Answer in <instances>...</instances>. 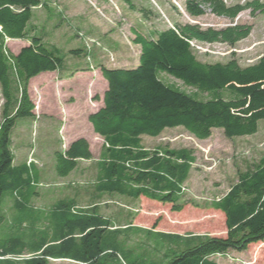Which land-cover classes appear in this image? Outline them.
Segmentation results:
<instances>
[{"label": "trees", "instance_id": "1", "mask_svg": "<svg viewBox=\"0 0 264 264\" xmlns=\"http://www.w3.org/2000/svg\"><path fill=\"white\" fill-rule=\"evenodd\" d=\"M122 1L134 8L131 0ZM40 5L41 0H0V86L4 98L0 119V227L5 219V200L11 198L15 209H24L37 195V165L15 164L11 150L17 121L35 115L30 81L41 73L55 72L63 62L59 52L41 37H30V44L17 54L8 48V39L29 36L27 26L33 9ZM207 9L218 17L235 20L246 10L264 15V1L228 5L225 0H185V10L191 17L203 16ZM252 30L250 24L203 29L198 24L176 22L156 32L155 37L136 32L134 43L141 48L137 67H100L108 83L104 105L88 117L95 133L104 139L95 185L99 194L147 197L181 211L185 183L196 162L194 152L167 146L146 149L142 136L158 137L176 127H183L200 140L210 138L214 129H222L228 138L258 132L264 120V56L248 66H242L235 57L227 62H203L193 44L236 46ZM161 74L180 80L196 93L166 83ZM199 93L209 98H200ZM91 158L88 140L79 138L56 152V172L68 176L79 160ZM213 207L225 215L224 237L181 235L132 225L119 228L97 208L80 210L77 205L60 203L51 220L47 219L53 225L52 233L30 241L24 236L9 238L0 246V264H51L57 259L81 264H218L217 255L244 252L250 245L264 242V153L251 169L239 173L237 182L214 201ZM132 233L147 234L162 247L161 252L132 248L128 243Z\"/></svg>", "mask_w": 264, "mask_h": 264}, {"label": "rangeland", "instance_id": "2", "mask_svg": "<svg viewBox=\"0 0 264 264\" xmlns=\"http://www.w3.org/2000/svg\"><path fill=\"white\" fill-rule=\"evenodd\" d=\"M41 1L42 5L33 9L27 26L29 36L8 39V48L16 54L21 44H30V37H41L48 47L59 52L63 62L53 75L41 73L31 79L29 91L35 103V115L19 119L13 128L11 150L15 164L35 163L40 177L37 195L32 196L27 207L15 209L13 199L4 201L0 246L11 237L24 236L30 241L49 236L53 225L47 219L51 220L60 203L77 205L80 210L97 208L119 228L132 225L181 235L226 236L225 215L215 209L213 203L237 182L240 172L251 169L260 160L264 153V120L260 121L256 134L244 137L228 138L222 129H214L210 138L200 140L183 127L168 128L158 137L143 135L142 145L146 149L187 148L196 156L190 178L185 183L181 201L184 207L181 211H173L170 203L147 197L134 199L96 191L104 139L95 134L88 116L103 104L105 87L95 82L101 75L100 67L129 69L139 65L141 48L134 43L136 32L151 38L176 22L198 24L203 29L250 24L253 26L250 36L236 46L193 43L203 62H227L235 57L242 66H248L264 56V15H252L246 10L231 20L207 9L205 15L191 17L185 10V0H131L134 8L122 0ZM225 1L232 5L251 0ZM77 49L83 51L70 53ZM83 67L87 68L81 70ZM84 76L93 79L90 98L85 96ZM161 78L188 93L197 91L167 74H161ZM198 95L209 98L208 94ZM3 102L0 86V119ZM78 135L87 138L92 158L79 160L76 169L62 177L55 169V154L66 149L70 138ZM128 243L138 250L148 248L150 253H159V247L162 249L145 233H132ZM215 260L218 264H264V242L250 245L245 252L215 256ZM51 264L81 263L57 259L51 260Z\"/></svg>", "mask_w": 264, "mask_h": 264}, {"label": "crops", "instance_id": "3", "mask_svg": "<svg viewBox=\"0 0 264 264\" xmlns=\"http://www.w3.org/2000/svg\"><path fill=\"white\" fill-rule=\"evenodd\" d=\"M27 45H29V44H21L20 45V47L18 48V50L16 51V54L17 53H19V51L21 50V48L22 47H24V46H27ZM88 67V66H87ZM87 67H83V68H80L81 70H84L85 68H87ZM84 72V71H83ZM47 75H53V73L52 72H45ZM84 73H87V72H84ZM92 73V72H91ZM102 75V74H101ZM101 75H99V76H97L96 77V79H95V82H98V83H100V84H103V86L105 87V91L107 90V88H108V83H107V81H105V80H103V78H102V76ZM92 82H93V79L90 77V76H84L83 77V85H84V89H85V91H86V93H85V96L86 97H89L90 98V96H91V93H92V89H93V84H92ZM79 93V92H78ZM104 96V95H103ZM103 96H102V103H103ZM87 105V107H91L90 106V104L89 103H87L86 104ZM103 105H104V103L102 104V106L101 107H103ZM100 107V108H101ZM99 108V109H100ZM98 109V110H99ZM98 110H96V111H98ZM96 111H94V112H96ZM94 112H90V114H92V113H94ZM89 114V115H90ZM89 117V116H88ZM91 127H92V125H91ZM93 128V127H92ZM96 135H99V134H97V133H95ZM81 135H78V136H75V137H73V138H70V140H69V142H68V146H67V148L69 147V145L73 142V141H75V140H77V139H79V138H86V137H84V136H81ZM100 136V135H99ZM101 137V136H100ZM87 139V138H86ZM24 163V162H23ZM39 170V169H38ZM245 252V251H244ZM239 253V252H238ZM241 253V252H240Z\"/></svg>", "mask_w": 264, "mask_h": 264}, {"label": "built area", "instance_id": "4", "mask_svg": "<svg viewBox=\"0 0 264 264\" xmlns=\"http://www.w3.org/2000/svg\"><path fill=\"white\" fill-rule=\"evenodd\" d=\"M217 256H219V255H217Z\"/></svg>", "mask_w": 264, "mask_h": 264}]
</instances>
